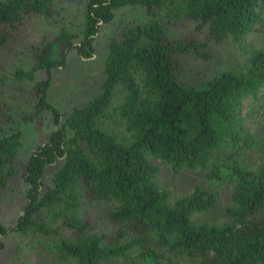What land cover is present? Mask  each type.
Wrapping results in <instances>:
<instances>
[{
	"label": "trees",
	"instance_id": "trees-1",
	"mask_svg": "<svg viewBox=\"0 0 264 264\" xmlns=\"http://www.w3.org/2000/svg\"><path fill=\"white\" fill-rule=\"evenodd\" d=\"M63 1L0 0V56L25 42L31 62L10 79L0 75V195L15 174L23 126L44 112L56 125L27 157L25 203L11 227L0 222V247L15 233L41 240L46 264H102L132 253L152 264H264V161L248 169L238 160L249 144L244 101H256L264 86V28L238 67L198 84L180 80L186 55L208 59L227 42L246 49V36L264 27V0H68L79 6V22L27 41L28 20L53 17ZM135 5L144 17L120 20L110 36L101 92L65 113L51 105L52 68L72 50L91 58L101 25ZM38 70L45 78L35 79ZM152 159L174 173L207 169L209 180L229 170L227 219H192L217 204L216 192L200 186L168 203ZM56 162L46 184V167ZM99 203L112 230L99 231L87 214Z\"/></svg>",
	"mask_w": 264,
	"mask_h": 264
},
{
	"label": "rangeland",
	"instance_id": "rangeland-1",
	"mask_svg": "<svg viewBox=\"0 0 264 264\" xmlns=\"http://www.w3.org/2000/svg\"><path fill=\"white\" fill-rule=\"evenodd\" d=\"M77 3L65 0L58 3L53 17H32L28 20L30 36L27 41L50 38L57 33L58 29L67 23H77L80 18V10ZM144 12L139 6H126L115 11L114 21L109 24H102L94 42V55L89 59H83L77 55L75 50L69 52L64 66L53 67L51 70V83L47 92V101L61 112H68L74 107L85 105L90 99L101 92V84L104 80V64L108 53V42L117 24L122 19L143 18ZM256 26V31L246 36V49H242L233 42L223 43L214 46L211 58L200 59L186 55L181 67L180 80L187 83L198 84L202 80L211 78L223 69L236 68L247 57L251 47L259 46L262 40V33ZM25 42H15L11 51L5 50V55L0 56V75H6L10 79L12 71L20 66L29 69L30 58L26 51ZM45 70H38L35 79L45 78ZM10 84L12 83L9 81ZM26 89L33 85V82H21ZM3 89L0 86V90ZM8 95V94H7ZM6 99V97H5ZM12 101V100H11ZM18 114V110L14 111ZM242 115L245 118V135L249 139L247 146L242 145L238 154V160L242 166L248 169L258 167L264 161V86L257 94L256 101L248 98L244 101ZM42 118H36L32 124L23 126V140L19 155L15 160V174L9 179L8 185L0 195V222L11 227L17 219L18 214L25 203V184L23 177L25 165L30 151L40 143L47 140L50 132L56 127L49 112H44ZM41 115L39 117H41ZM229 151V150H227ZM223 151H218L215 163L221 162ZM159 167L158 182L170 191L168 203H172L179 197L186 196L196 186L216 192L217 204L203 213L192 215L194 220L205 222H220L227 219L223 210L224 204L228 201L229 191L233 177L230 171H223L224 175L219 180H209L205 177L207 169L198 167L190 170H182L174 173L171 169L157 159H152ZM59 162L46 167L43 181L48 184L51 181L54 171L58 168ZM105 204H96L92 209L88 208L87 214L96 222L99 231L112 230V226L104 219L103 211ZM3 245L0 247V264H46V259L37 254V249L42 245L41 240L35 243L27 237H18L15 233H9L1 237ZM43 244V243H42ZM44 245V244H43ZM132 253L130 259L120 258L109 259L102 264H152L148 258L136 257ZM66 264V263H64ZM179 264H184L180 260Z\"/></svg>",
	"mask_w": 264,
	"mask_h": 264
}]
</instances>
